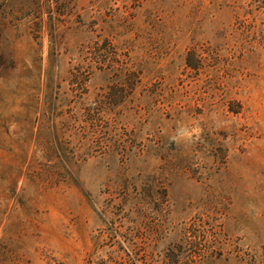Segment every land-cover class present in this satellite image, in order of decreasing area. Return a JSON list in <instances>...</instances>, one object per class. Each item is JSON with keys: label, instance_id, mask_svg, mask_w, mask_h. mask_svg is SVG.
<instances>
[{"label": "rangeland", "instance_id": "obj_1", "mask_svg": "<svg viewBox=\"0 0 264 264\" xmlns=\"http://www.w3.org/2000/svg\"><path fill=\"white\" fill-rule=\"evenodd\" d=\"M173 261L264 264V0H0V264Z\"/></svg>", "mask_w": 264, "mask_h": 264}, {"label": "trees", "instance_id": "obj_2", "mask_svg": "<svg viewBox=\"0 0 264 264\" xmlns=\"http://www.w3.org/2000/svg\"><path fill=\"white\" fill-rule=\"evenodd\" d=\"M109 38H106L104 40V44H101V40L96 39L91 41L88 45L84 46L85 54H91L87 55L83 58L80 59V65L81 67L87 66V67H93L95 62L98 63L99 65L101 64V61L103 60L104 62L108 61V59L111 57V55L116 54V48L112 49L113 44L109 41ZM107 41L109 42L110 46H108ZM87 49V50H86ZM91 50V51H90ZM115 51V52H114ZM109 53H113L111 55H108ZM113 58V57H112ZM129 76L131 77L132 81V88L137 89L139 86L143 84V79L140 75V72L137 71L136 69H130L128 70ZM176 250H173V252H168V257H172V255L177 259L179 256L178 252H175ZM163 264H177L176 262L172 263H163Z\"/></svg>", "mask_w": 264, "mask_h": 264}, {"label": "clouds", "instance_id": "obj_3", "mask_svg": "<svg viewBox=\"0 0 264 264\" xmlns=\"http://www.w3.org/2000/svg\"><path fill=\"white\" fill-rule=\"evenodd\" d=\"M183 134V133H182ZM250 207H252L254 209V205H250Z\"/></svg>", "mask_w": 264, "mask_h": 264}]
</instances>
